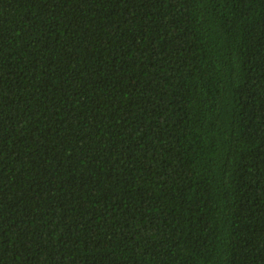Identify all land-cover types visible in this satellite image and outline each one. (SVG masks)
<instances>
[{
  "label": "trees",
  "instance_id": "1",
  "mask_svg": "<svg viewBox=\"0 0 264 264\" xmlns=\"http://www.w3.org/2000/svg\"><path fill=\"white\" fill-rule=\"evenodd\" d=\"M0 264H264V0H0Z\"/></svg>",
  "mask_w": 264,
  "mask_h": 264
}]
</instances>
